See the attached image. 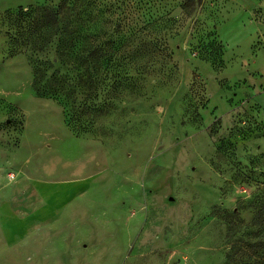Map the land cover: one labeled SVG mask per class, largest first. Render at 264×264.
<instances>
[{"label": "rangeland", "instance_id": "rangeland-1", "mask_svg": "<svg viewBox=\"0 0 264 264\" xmlns=\"http://www.w3.org/2000/svg\"><path fill=\"white\" fill-rule=\"evenodd\" d=\"M61 2L0 0V198L32 195L33 208L46 186L60 191L48 220L6 240L0 231V264H222L236 248L235 258L250 254L264 238V213L254 221L264 196V0H68L83 41L114 42L123 80L38 96L4 10ZM212 33L219 46L205 51ZM52 54L50 44L40 55ZM13 205L21 225L29 208Z\"/></svg>", "mask_w": 264, "mask_h": 264}, {"label": "trees", "instance_id": "trees-1", "mask_svg": "<svg viewBox=\"0 0 264 264\" xmlns=\"http://www.w3.org/2000/svg\"><path fill=\"white\" fill-rule=\"evenodd\" d=\"M67 1L62 0L57 6L36 4L27 8L18 6L16 9L4 10L5 19L18 28L20 43L29 51L32 89L38 96L66 97L81 88L93 89L98 85L111 87L123 80H117L113 73L116 67L114 42L83 41L80 27L70 18L72 15L68 12ZM216 38L215 33L210 34L207 41L202 42V49L210 51L218 47ZM50 44L53 46V54L44 58L40 54ZM138 44L143 46L145 42ZM83 107L91 111L96 104L89 103ZM88 125H92L91 119L82 130L85 131ZM256 202L258 208L254 221L264 213V196L257 198ZM253 243L250 254L235 258V252L239 249L236 248L234 255L228 253L222 264H264V238Z\"/></svg>", "mask_w": 264, "mask_h": 264}, {"label": "crops", "instance_id": "crops-1", "mask_svg": "<svg viewBox=\"0 0 264 264\" xmlns=\"http://www.w3.org/2000/svg\"><path fill=\"white\" fill-rule=\"evenodd\" d=\"M20 104V103H19ZM21 105V104H20ZM23 170V167H19L17 172L20 174ZM8 176V173H7ZM16 177V175L14 174V178ZM9 181H14V180H9ZM37 182V181H35ZM46 184L47 183H43ZM33 190L38 193V189L37 186H35V188H33ZM64 192V191H63ZM68 192V191H66ZM43 193V198L46 199L45 204H40L38 207H31L32 202H33V196H29V198L27 199H23L20 200L21 196H18L16 199L14 200V196L11 199H7L6 197H2L0 198V218H5V219H10L11 221L8 222V224H1L0 223V231L1 234L3 235V240H6L7 235L9 236H16V235H23L25 233H27L29 231V227H31L30 224H33L31 221L32 220H48L51 217V212L53 211V205L56 204L57 201V197H60V191H56L54 188L51 189V187H45V189L42 190ZM42 197V195L40 196ZM50 198V200H49ZM18 201V203L21 204H27V209L29 210L28 213L23 216L20 217V223L21 225L18 224H14L13 223V217L16 215L15 214V209L17 207H15L13 204L14 202ZM52 205V206H51ZM55 207V206H54ZM19 226V227H17ZM25 228V229H24Z\"/></svg>", "mask_w": 264, "mask_h": 264}, {"label": "built area", "instance_id": "built-area-1", "mask_svg": "<svg viewBox=\"0 0 264 264\" xmlns=\"http://www.w3.org/2000/svg\"><path fill=\"white\" fill-rule=\"evenodd\" d=\"M8 177H9L10 179L14 178V173H13V172H9V173H8Z\"/></svg>", "mask_w": 264, "mask_h": 264}]
</instances>
